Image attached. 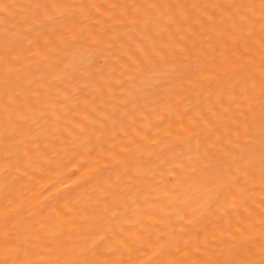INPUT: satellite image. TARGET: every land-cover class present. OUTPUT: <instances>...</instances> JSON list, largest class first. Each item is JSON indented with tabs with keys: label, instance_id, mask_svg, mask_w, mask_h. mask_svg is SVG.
<instances>
[{
	"label": "bare ground",
	"instance_id": "obj_1",
	"mask_svg": "<svg viewBox=\"0 0 264 264\" xmlns=\"http://www.w3.org/2000/svg\"><path fill=\"white\" fill-rule=\"evenodd\" d=\"M264 0H0V264H264Z\"/></svg>",
	"mask_w": 264,
	"mask_h": 264
},
{
	"label": "snow or ice",
	"instance_id": "obj_2",
	"mask_svg": "<svg viewBox=\"0 0 264 264\" xmlns=\"http://www.w3.org/2000/svg\"><path fill=\"white\" fill-rule=\"evenodd\" d=\"M261 10H262L261 14L264 15V3H262L261 5Z\"/></svg>",
	"mask_w": 264,
	"mask_h": 264
}]
</instances>
